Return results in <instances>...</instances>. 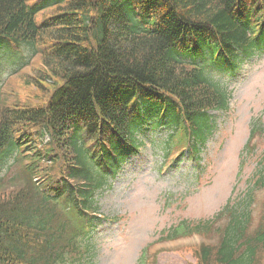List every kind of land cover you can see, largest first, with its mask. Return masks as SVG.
Masks as SVG:
<instances>
[{"label": "trees", "instance_id": "1", "mask_svg": "<svg viewBox=\"0 0 264 264\" xmlns=\"http://www.w3.org/2000/svg\"><path fill=\"white\" fill-rule=\"evenodd\" d=\"M263 52L264 0H0V64L17 73L25 57L40 62L24 83L34 94L0 103V175L11 159L22 166L0 176V264H95L96 196L138 148V131L160 115L199 154L209 111L231 100L215 72ZM257 173L264 188V156ZM248 199L165 238L217 233L195 251L198 264H258L264 223L251 231Z\"/></svg>", "mask_w": 264, "mask_h": 264}, {"label": "rangeland", "instance_id": "2", "mask_svg": "<svg viewBox=\"0 0 264 264\" xmlns=\"http://www.w3.org/2000/svg\"><path fill=\"white\" fill-rule=\"evenodd\" d=\"M52 14L39 13L37 22ZM29 60L16 75L11 66L0 64V103L23 101L34 94L24 83L40 62L37 57ZM214 76L231 100L227 111H209L214 129L199 146L198 156L186 151L177 160H168L165 142L173 128L149 123L136 134L138 150L97 194L100 213L108 221L95 235V264H140L144 253V264H198L195 251L203 243L216 244L217 233L171 242L162 237L182 222L212 219L230 200L236 206L250 196L251 231L261 226L262 219L264 223V188L254 185L264 156V52L242 58L232 75L215 72ZM252 130L258 137L246 151ZM21 171L22 166L11 160L0 176L8 180ZM226 222L223 219L220 226ZM258 258V264H264V252Z\"/></svg>", "mask_w": 264, "mask_h": 264}]
</instances>
